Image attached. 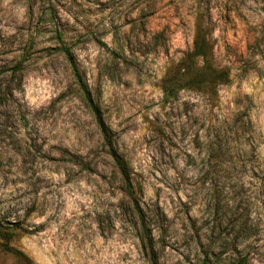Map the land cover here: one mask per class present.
<instances>
[{
    "label": "rangeland",
    "instance_id": "obj_1",
    "mask_svg": "<svg viewBox=\"0 0 264 264\" xmlns=\"http://www.w3.org/2000/svg\"><path fill=\"white\" fill-rule=\"evenodd\" d=\"M197 23L228 79L164 101ZM1 94L0 223L34 264H264V0H0Z\"/></svg>",
    "mask_w": 264,
    "mask_h": 264
},
{
    "label": "trees",
    "instance_id": "obj_2",
    "mask_svg": "<svg viewBox=\"0 0 264 264\" xmlns=\"http://www.w3.org/2000/svg\"><path fill=\"white\" fill-rule=\"evenodd\" d=\"M59 39H61L60 35ZM212 50L213 46L209 37L208 28L197 23L191 49H189L178 61L172 63L162 78L161 90L164 101L175 99L177 93L181 90H192L211 95L215 93L220 84L226 83L228 79L227 70L215 65ZM60 51L69 60L71 70L84 91L87 105L96 114L97 124L103 133L109 154L114 159L122 179L128 181L129 174L127 166L124 160L114 150L111 137L108 135L104 123L98 115L89 92H87L80 79L69 52L64 46ZM6 98L7 96L5 94L0 95V106L4 103L3 101H5ZM125 191L129 194L132 193L128 184L126 185ZM17 235L16 229L1 225L0 223V249L4 255H9L14 260L15 264H34L33 260L24 251L12 245V241ZM204 260L206 264V259ZM231 264H241V262L237 261Z\"/></svg>",
    "mask_w": 264,
    "mask_h": 264
}]
</instances>
